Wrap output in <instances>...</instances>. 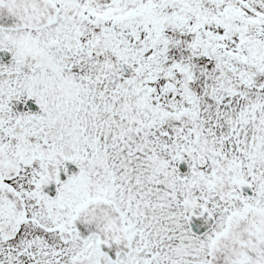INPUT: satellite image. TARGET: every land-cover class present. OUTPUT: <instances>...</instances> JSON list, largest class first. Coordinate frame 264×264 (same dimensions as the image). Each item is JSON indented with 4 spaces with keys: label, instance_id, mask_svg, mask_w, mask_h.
<instances>
[{
    "label": "snow or ice",
    "instance_id": "snow-or-ice-1",
    "mask_svg": "<svg viewBox=\"0 0 264 264\" xmlns=\"http://www.w3.org/2000/svg\"><path fill=\"white\" fill-rule=\"evenodd\" d=\"M0 264H264V0H0Z\"/></svg>",
    "mask_w": 264,
    "mask_h": 264
}]
</instances>
